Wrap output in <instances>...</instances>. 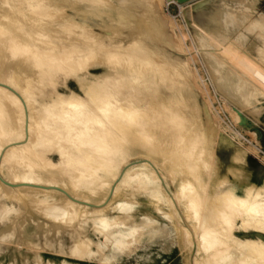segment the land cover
<instances>
[{"label": "bare ground", "instance_id": "obj_1", "mask_svg": "<svg viewBox=\"0 0 264 264\" xmlns=\"http://www.w3.org/2000/svg\"><path fill=\"white\" fill-rule=\"evenodd\" d=\"M232 1L195 39L213 84L243 109L264 99V16L252 15L256 0H236L246 21L236 31ZM161 9L158 0H0V227L15 243L42 215L56 238L83 225L71 253L109 262L135 240L139 211L141 224L173 234L186 264H264V178L239 190L241 168L218 176L221 126L196 102L186 58L160 47L180 48ZM248 34L262 42L255 56ZM71 80L77 91L59 93ZM246 153L239 144L233 160ZM89 226L103 237L95 252Z\"/></svg>", "mask_w": 264, "mask_h": 264}, {"label": "rangeland", "instance_id": "obj_2", "mask_svg": "<svg viewBox=\"0 0 264 264\" xmlns=\"http://www.w3.org/2000/svg\"><path fill=\"white\" fill-rule=\"evenodd\" d=\"M160 1L158 0L162 7V14L166 17L168 22H170V32L172 31L173 37L175 35L178 42L180 41V50L171 49L169 45L162 43L160 47L170 53L169 55L172 57L181 58L184 56V58H186L190 71L194 73L192 74L195 80L193 81L192 79V82H195L193 83L194 86L196 85L194 87L197 92L196 102L200 104V106L203 105V102L207 103L211 116L217 118L218 126H221L219 127L221 130L220 136L217 137L216 142H214L215 144H213L215 168L218 176L220 178L229 176L233 179L229 170L239 167L242 171V177H244V181L238 186L239 190L242 188V185L248 182H254L259 185L264 178V99L258 97L260 98L259 101H253L249 106L242 109L229 100L224 94L220 93L213 84L206 60L200 53L199 46L195 39L197 33H202L208 26H213L210 18L217 16L216 11L223 7V0H208L202 4V6L197 4L204 0ZM233 1L231 3L232 5L229 4L231 6L230 11L233 10L234 13H236V8L234 6L243 10L241 1ZM253 4L254 9L252 15L257 18L264 16V0H256ZM187 9L188 13L184 14V11ZM237 9L236 11L240 14L242 10L240 11V9ZM202 11L203 13H201ZM205 12H207V15H204ZM238 14H234L235 17L239 16ZM224 18L229 22L233 20V17L227 14L223 15V19ZM237 18L238 21H236L234 25L236 26V31H240L246 21L243 20V22L239 17ZM257 39L258 38L251 34H248L245 41H243L244 49L253 56L256 54V47L260 46L262 43L260 39ZM256 43L260 44L257 45ZM101 71L102 68L90 70L91 73H100ZM57 87L59 93L62 95H67L70 90L77 91V86L72 80L68 81L67 85L59 83ZM191 93L193 94V91ZM257 108L258 111L252 113V110ZM198 112L200 113L201 110ZM182 123L185 124V126L187 125L184 121ZM239 144L244 147L247 152L244 162L240 165L233 160L235 147L239 146ZM185 146L188 147V145ZM50 159L53 162H58L59 160L58 156L55 154L51 155ZM173 162L175 163V160H173ZM146 198L145 194L138 195L139 200H145ZM2 210L3 207L0 206V212ZM41 216L42 215L36 219V222L39 219V224H49L51 228L48 231L49 233L43 230L39 224L33 228V225L28 223L21 231L19 243L13 241L14 236H12L8 230H3L0 227V264H61V262L62 264H186V258H190L179 243L175 241L172 233H165L162 230L153 231L150 225L141 224V215L139 211L135 214V223L138 224L140 230L135 235V240H133L131 245L124 251L117 253L109 262H104L101 256H98L99 254L85 255L80 258L77 254L71 253L70 247L73 238L83 231V225L74 224V227L76 226V231L70 232L69 234L66 232L62 234L60 238H56L52 232L54 228L52 219ZM159 223L163 225L166 221L163 218H159ZM88 224L91 225V222L89 221ZM94 231L92 226H89L86 234L91 239V248L95 252L99 240L103 242V237L97 233V231ZM236 234L240 238L248 236L243 232H237ZM261 238L264 241V236H261ZM14 244L18 245L14 246ZM19 244L24 247L22 246L20 248ZM25 247L29 248L26 249Z\"/></svg>", "mask_w": 264, "mask_h": 264}]
</instances>
